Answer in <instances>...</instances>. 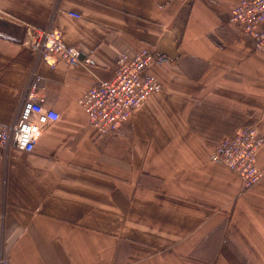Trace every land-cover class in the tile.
<instances>
[{
    "label": "crops",
    "instance_id": "crops-1",
    "mask_svg": "<svg viewBox=\"0 0 264 264\" xmlns=\"http://www.w3.org/2000/svg\"><path fill=\"white\" fill-rule=\"evenodd\" d=\"M237 1L0 0V128L36 61L30 27L52 25L103 79L119 53L168 56L150 68L161 90L115 136L76 103L94 75L36 63L60 116L32 151L0 146V247L14 264H264V176L244 187L209 157L242 124L264 136V52L229 21ZM256 163L264 172V144Z\"/></svg>",
    "mask_w": 264,
    "mask_h": 264
},
{
    "label": "built area",
    "instance_id": "built-area-1",
    "mask_svg": "<svg viewBox=\"0 0 264 264\" xmlns=\"http://www.w3.org/2000/svg\"><path fill=\"white\" fill-rule=\"evenodd\" d=\"M80 17L79 13L68 11ZM229 21L241 27L253 41L254 49L264 52V0H238L229 13ZM22 44L36 54L21 105L12 123L0 128V146L32 151L42 129L56 121L60 114L43 104L38 92L41 76L36 63L54 65L58 60L80 65L95 76L96 82L86 89L76 103L86 113L90 126L97 135H118L130 120L134 110L162 86L150 68L163 65L165 53L142 47L133 53H119L112 75L103 79L94 73L96 62L90 55H82L75 45L66 43L61 32L52 25L27 29ZM264 144V136L257 123H246L224 134L210 148V159L226 165L237 173L244 187L257 183L264 172L256 163V155ZM0 264H14L0 247Z\"/></svg>",
    "mask_w": 264,
    "mask_h": 264
},
{
    "label": "rangeland",
    "instance_id": "rangeland-1",
    "mask_svg": "<svg viewBox=\"0 0 264 264\" xmlns=\"http://www.w3.org/2000/svg\"><path fill=\"white\" fill-rule=\"evenodd\" d=\"M26 32H27V30H25V33H24V35H23V37H22V39H21V42L24 40L25 35H26Z\"/></svg>",
    "mask_w": 264,
    "mask_h": 264
}]
</instances>
